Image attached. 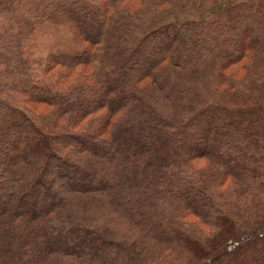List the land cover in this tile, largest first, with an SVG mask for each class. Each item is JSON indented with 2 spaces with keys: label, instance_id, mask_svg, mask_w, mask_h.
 <instances>
[{
  "label": "trees",
  "instance_id": "16d2710c",
  "mask_svg": "<svg viewBox=\"0 0 264 264\" xmlns=\"http://www.w3.org/2000/svg\"><path fill=\"white\" fill-rule=\"evenodd\" d=\"M0 192V264H264V0H0Z\"/></svg>",
  "mask_w": 264,
  "mask_h": 264
},
{
  "label": "bare ground",
  "instance_id": "6f19581e",
  "mask_svg": "<svg viewBox=\"0 0 264 264\" xmlns=\"http://www.w3.org/2000/svg\"><path fill=\"white\" fill-rule=\"evenodd\" d=\"M65 41V40H64ZM215 177H216V175H215ZM216 179H218V178H216ZM215 179V180H216ZM217 182H218V180H217ZM210 183V182H209ZM208 183V184H209ZM213 184V183H212ZM212 184L210 183V186H212ZM215 184V183H214ZM217 186V185H216ZM234 193V192H233ZM231 194H232V192H231ZM218 197V196H217ZM68 199V198H67ZM226 200V199H225ZM66 201V200H65ZM217 203V202H216ZM83 204V203H82ZM218 204V203H217ZM216 205V204H215ZM74 219V218H73ZM114 234H115V232H114ZM107 242V241H106ZM180 242V241H179ZM177 243V242H176ZM179 244V243H178ZM108 245V244H107ZM104 247V246H103ZM111 247V246H110ZM109 248V247H108ZM183 248V247H182ZM186 248V247H185ZM106 250H107V248H106ZM99 254V253H98ZM101 254V253H100ZM106 254V253H105ZM108 254V253H107ZM90 255V254H89ZM105 256V255H104ZM102 257V256H101ZM95 257H93V259H94ZM107 260L109 261V259L107 258Z\"/></svg>",
  "mask_w": 264,
  "mask_h": 264
},
{
  "label": "rangeland",
  "instance_id": "374dc122",
  "mask_svg": "<svg viewBox=\"0 0 264 264\" xmlns=\"http://www.w3.org/2000/svg\"><path fill=\"white\" fill-rule=\"evenodd\" d=\"M3 194H4L3 192H0V197H2V196H3Z\"/></svg>",
  "mask_w": 264,
  "mask_h": 264
}]
</instances>
